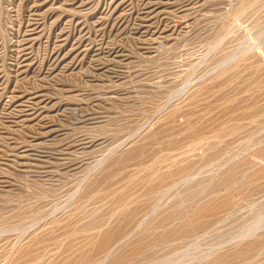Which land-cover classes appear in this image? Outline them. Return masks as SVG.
Masks as SVG:
<instances>
[{
	"label": "rangeland",
	"instance_id": "obj_1",
	"mask_svg": "<svg viewBox=\"0 0 264 264\" xmlns=\"http://www.w3.org/2000/svg\"><path fill=\"white\" fill-rule=\"evenodd\" d=\"M261 150L264 0H0V264H264Z\"/></svg>",
	"mask_w": 264,
	"mask_h": 264
},
{
	"label": "bare ground",
	"instance_id": "obj_2",
	"mask_svg": "<svg viewBox=\"0 0 264 264\" xmlns=\"http://www.w3.org/2000/svg\"><path fill=\"white\" fill-rule=\"evenodd\" d=\"M247 3H250L247 1ZM247 3H242L240 4L239 8H238V11L250 6L248 5ZM252 4V2L250 3ZM251 7V6H250ZM247 11V10H246ZM245 12V11H244ZM254 109V108H253ZM256 109V108H255ZM251 111V107H248L246 108L245 110H243V113H250ZM193 131V130H192ZM225 130H219L218 132H216L213 136H212V139H217L218 137L220 138V136H222V134H225L224 133ZM194 133V132H192ZM191 133V134H192ZM193 135V134H192ZM189 137V136H188ZM197 141H203L202 140H197ZM262 153L264 154V150H261ZM131 153H134V150L131 152ZM236 167V166H235ZM234 167V168H235ZM113 168V167H112ZM236 169V168H235ZM235 169H232V171H230L224 178V181L227 182V183H232L233 181L236 180V177H237V173L235 171ZM236 170H239V169H236ZM173 175L172 172H167V173H164L163 175H161V179L156 183H154L152 185V188H155L157 186H159L162 182L163 183H166L165 181H167L171 176ZM155 176V175H154ZM158 177V176H157ZM158 179V178H157ZM149 184V183H148ZM241 186V185H240ZM158 188V187H157ZM151 189V188H150ZM157 190V189H156ZM150 193V192H149ZM197 194V193H196ZM195 196V194H194ZM193 197V196H192ZM196 198V197H195ZM230 202V198L228 195H225V196H222V197H218V198H213L211 199L210 201L202 204L199 208H197L193 214L191 215V217H189V219L185 222H183V226L181 228H174L173 230H168L165 229V230H161V232L159 234H157L155 236V238L152 240V239H148L146 237H142L140 240H139V250L145 248V247H148L150 245H153L155 242L157 241H161L163 239H167V238H173L177 235H181L183 233H188L190 232L191 230H194L195 227L197 226H201L203 225L204 223H206L208 219L214 217L215 215H217L221 210H223ZM177 208H174L173 210L165 213L157 222V225H160V226H164L168 220L170 218H172L177 212L175 211ZM122 211V210H121ZM175 211V212H174ZM109 233L103 235L101 237V239H99L96 244H95V251H101L106 242H108V236ZM152 243V244H151ZM249 246L248 245H245L244 246V249H248ZM250 249V248H249ZM245 250H243L244 252ZM248 252V251H246ZM236 256V255H235ZM122 263L123 262V258L122 257H118L117 259H115L114 263Z\"/></svg>",
	"mask_w": 264,
	"mask_h": 264
}]
</instances>
